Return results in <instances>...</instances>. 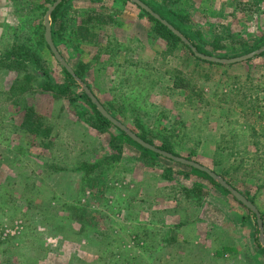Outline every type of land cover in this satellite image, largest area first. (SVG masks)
<instances>
[{
	"label": "rangeland",
	"instance_id": "374dc122",
	"mask_svg": "<svg viewBox=\"0 0 264 264\" xmlns=\"http://www.w3.org/2000/svg\"><path fill=\"white\" fill-rule=\"evenodd\" d=\"M57 1L0 0V264H264V234L232 196L185 165L147 158L93 129L89 106L75 98L83 95L80 83L72 86L75 95L46 90L47 81H66L64 67L42 42ZM145 1L179 15L177 24L204 55L231 60L264 48V0ZM90 17H96L88 26L95 37L82 43L77 30ZM59 22L52 26L55 46L75 73L85 70L83 84L110 115L249 193L264 218V155L256 150L264 149L263 53L230 66L198 61L183 45L168 52L153 24L126 0H67ZM17 26L16 36L7 34ZM246 45L256 49L244 52ZM27 48L31 53L24 55ZM175 70L191 81V90L166 86ZM28 105L53 127L50 138L22 127ZM111 133L119 135L116 128ZM83 163L92 183H71V173L57 172H75ZM119 181L127 185L117 191ZM87 184L99 189V203L98 196L91 202L99 213L79 210ZM169 201L200 221L202 257L192 250L190 262L178 259L172 241L193 233L164 230L160 208ZM124 208L129 212L120 221L116 211ZM153 222L156 228L147 230ZM138 235L145 244L130 249Z\"/></svg>",
	"mask_w": 264,
	"mask_h": 264
},
{
	"label": "trees",
	"instance_id": "16d2710c",
	"mask_svg": "<svg viewBox=\"0 0 264 264\" xmlns=\"http://www.w3.org/2000/svg\"><path fill=\"white\" fill-rule=\"evenodd\" d=\"M67 0L63 1L52 13L51 15V22H52V26L54 24H58L60 23V19L62 17V11L65 8V3ZM128 1V0H126ZM143 1L145 5H147L154 13L158 14L159 17L168 22L170 25H172L176 30L180 31L182 33V35H184V37L190 42L192 47H195L198 52L200 53H204L202 48L197 45L196 43H194L193 39L187 35L183 29L180 27V25L177 24L178 20H181V17L179 15H177L176 13H173L172 11H165L164 9L161 8V6H159V8L155 7L152 3H149L145 0H140ZM157 6V5H156ZM140 11L142 12V14L144 16H146L148 18V20L153 24V31H154V35L157 36L159 39L164 40L167 42L168 45V52H173L176 51L179 45H183L186 48L189 49V51L191 52V54L193 55V57L195 59H197L198 61L204 62V63H208L211 65H221V64H216V63H211V62H207V61H203L201 59H199L198 57L195 56V54L193 53L192 49L189 48V46L184 43L181 38H179L173 31H171L166 25H164L160 20L156 19L154 16H152L150 13H148L147 11H145L144 9H142L141 7L137 6ZM96 19V17H90L87 20H84L81 22V25L79 27V29L77 30V37L78 39L82 42V43H86V42H91V40L95 37L94 33L90 32V29L88 28L89 24H91L94 20ZM21 25V24H20ZM19 25V26H20ZM13 30H14V34H13ZM19 27H10L9 30H7V34L9 35H15L19 32ZM46 30V28H45ZM52 35H57V31L54 29V27H52ZM42 42L44 45H46L47 47L48 44L46 42L45 36H42ZM264 46V45H263ZM14 48V47H13ZM245 50L244 52H248L250 50H254L256 49V47L253 46H245ZM19 51H23L22 49ZM30 48H27L25 52H23L24 55H28L31 52ZM30 52V53H29ZM15 55V53L11 50V52L8 55V58ZM262 57L264 56V53L261 55ZM33 63L37 64V59L32 60ZM253 61V59L249 60L248 62ZM84 67H87L84 65ZM64 73L66 75V81H65V85L63 86H59V85H52L50 83V81H47L46 83V90L49 91H54L56 92L59 96L63 97V96H67V95H71L75 93L72 91V86H80L79 82L77 81L76 78L80 79L82 82H84L83 77L85 76V70L83 69H79L78 71H76L75 76L71 75L65 68H64ZM84 73V75H83ZM172 77L174 78V86L177 89H192V85L191 82L189 80H187V78L184 77L183 74H181L180 71L175 70L172 73ZM89 89H91L89 86H87ZM75 98L81 99L85 104H87L89 106L90 109V115L88 114L87 117V123L90 124V126L93 129L99 130L100 132L103 133H110L113 140H116L118 142L121 143H125V144H131L133 147L137 148L138 150H140L142 152V154L145 157H150L153 160L158 159V158H162L161 155H159L158 153H155L147 148H144L142 145H140L139 143L133 141L126 133H124L123 131H121L119 128H117L116 126L113 125V123L111 121H109L108 119H106L97 109V106L95 104L92 103L90 97L88 96V94L84 91L83 89V95H81L80 97L75 95ZM44 117H42L41 115H39L37 113V111L35 110V108L33 106H27L26 107V113H25V117H24V121L22 124V127L28 131L29 135L35 136V137H39L41 139H48L51 137L52 131H53V127H51L50 125H48L47 121H44ZM112 128H116L117 132L119 133V135H113L111 133V129ZM147 134V133H146ZM142 140H144L147 143H150L151 145H154L153 142H151L148 139V136L145 135L144 133H139L137 134ZM155 146V145H154ZM158 149L171 153L174 156L179 157L178 154H176L173 150V148L171 147V145H168L167 143H163L161 146H156ZM258 152H263L264 155V149L262 151V149H257V153ZM164 159V158H163ZM170 160V159H169ZM191 161V159H188ZM264 160V159H263ZM188 168L191 169V172L194 175H197L198 177L204 178L209 180L216 188H218L219 190L225 192L227 195H230V193L224 189L220 184H218L215 180H213L207 173H204L198 169H195L193 167H189L186 166ZM224 179L226 180V182L228 184H231L234 188H236L231 181L227 180L225 177ZM237 189V188H236ZM248 199H250L253 202V198L250 196L249 193H243ZM234 198V197H233ZM237 201V200H235ZM238 202V201H237ZM239 203V202H238ZM241 204V203H239ZM242 205V204H241ZM263 218V216H262ZM264 219V218H263ZM261 253L262 256L264 257V250L261 249Z\"/></svg>",
	"mask_w": 264,
	"mask_h": 264
},
{
	"label": "crops",
	"instance_id": "0c3cea01",
	"mask_svg": "<svg viewBox=\"0 0 264 264\" xmlns=\"http://www.w3.org/2000/svg\"><path fill=\"white\" fill-rule=\"evenodd\" d=\"M128 1H130V2H132V3H134L133 1H131V0H128ZM143 2V1H142ZM144 3V2H143ZM136 5V4H135ZM138 6V5H137ZM247 62V61H246ZM243 63V62H242ZM237 64H240V63H237ZM234 65H236V64H234ZM231 66V65H230ZM170 71V70H169ZM167 72L168 71H165V72H162L163 74H164V76L167 74ZM185 78H186V76H184ZM170 78V77H169ZM144 80V79H143ZM164 81H165V79H163ZM187 80H189L188 78H187ZM190 81V80H189ZM191 82V81H190ZM171 83H173V84H171ZM174 83H175V81H174V78H171V79H168V82L167 83H165V84H167L166 86H168L169 88H171V89H174V90H176V91H181V90H185V89H177V88H175V86H174ZM163 84H164V82H163ZM171 84V85H170ZM192 84V83H191ZM160 87V86H159ZM158 87V88H159ZM157 88V92H158V89ZM156 93H154V95H155ZM119 121V120H118ZM124 125V124H123ZM126 126V125H125ZM127 127V126H126ZM128 128V127H127ZM129 129V128H128ZM132 131V130H131ZM132 132H134V131H132ZM135 134H139L138 132L136 133V132H134ZM125 145H127V144H124L123 146H125ZM131 145V144H130ZM257 149H259V148H257ZM256 149V150H257ZM260 149H263V148H260ZM180 157V156H179ZM193 161V160H192ZM194 162H196V161H194ZM196 163H198V162H196ZM200 164V163H199ZM84 166H85V163H83L82 164V166L80 167V169L79 170H76L75 172H74V170L72 169V167H71V169H67V171L66 170H64V171H62V170H58L57 172L59 173H65L66 175H67V173H71V174H69L70 176H69V178H72V180H71V183H74L78 178H80V180H82V181H84L85 182V180L86 181H88V183H92V180L93 179H91V177H90V175H88L87 176V172L85 173L84 171V169H86V167L84 168ZM62 171V172H61ZM81 173H82V175H81ZM217 174V173H216ZM195 176H197V175H195ZM126 181H128V182H130L131 183V181H129L128 179H126ZM226 181V180H225ZM129 183V184H130ZM123 184L124 185H127L126 184V182L124 183L123 181H119L118 183H117V187H115L116 189L115 190H117V191H119V189H123ZM90 185V184H89ZM88 184H87V187L85 188V186H83L82 187V191H81V193H80V199H79V210L82 212V213H84L83 215H89V214H92L93 212H100V208L99 209H96V206L95 205H93V204H91V202L93 201L92 199H94V198H96L97 196H94V193L95 192H97L96 190H99V189H95L94 187H90ZM231 185V184H230ZM71 187H72V185H70ZM232 186V185H231ZM233 187V186H232ZM234 188V187H233ZM132 189V188H131ZM135 189H136V186H134V189L131 191V192H134L135 191ZM225 189V188H224ZM234 189H236V188H234ZM126 190H128L127 188H126ZM238 192H240L244 197H246L244 194H243V192H241V191H239L238 189H236ZM121 192H123V194H124V196H125V194L128 192V191H125V190H122ZM229 192V191H228ZM130 193V192H129ZM230 196H232L231 195V193H230ZM99 197H101V194H99V196H98V199H97V201H98V203H99ZM233 197V196H232ZM107 198H108V195H107ZM247 198V197H246ZM234 200H236L235 198H233ZM248 199V198H247ZM248 200H250V199H248ZM108 201V200H107ZM238 201V200H237ZM236 201V202H237ZM251 201V200H250ZM114 202H115V200H114ZM114 202H111V204L110 205H112L113 206V204H114ZM239 202V201H238ZM252 202V201H251ZM240 203V202H239ZM253 204H254V202H252ZM242 204V203H241ZM240 204V205H241ZM76 205H77V203H76ZM255 205V204H254ZM52 206H53V202H52ZM78 206V205H77ZM242 206L244 207V208H246L243 204H242ZM256 206V205H255ZM177 208V209H176ZM257 208V207H256ZM112 209V211H114L115 212V210H114V208L112 207L111 208ZM247 210H248V212H250V214H252V216H254L255 218H256V223H257V228H258V230H259V232H260V228H259V226H258V219H257V217H256V215L252 212V211H250L248 208H246ZM258 209V208H257ZM152 210H155V208H152ZM160 212L162 213V220H163V228H164V230H166V229H170V228H173V229H177V231H178V233H179V235H180V233L182 234V230H186V231H190V232H192L193 233V236L191 237V238H185V237H183L182 235L179 237L178 236V238L177 239H175V240H173L172 241V243L173 242H177L178 243V246H179V248L180 249H178L177 250V252H178V255H177V257H178V259L179 258H181L180 259V261L181 262H190V258H191V256H192V250H196V253H194L195 254V256L198 254L200 257H202V252H200L199 253V251H201V250H203V248H201L202 246V244L205 242V240L203 241L202 240V233H201V226H199L198 227V223L200 222V221H198V223H197V221H193V220H189L188 218H186L185 216H187L188 215V213L187 212H185V211H180V207L178 206V205H175V203H172V202H166V205H163V206H161V208H160ZM259 211V210H258ZM119 215H120V221H122V219L124 220V214H127L129 211H128V209H119L118 211H116ZM261 217V216H260ZM118 219V218H117ZM261 219H262V221L264 220L262 217H261ZM119 221V222H120ZM124 221H126V220H124ZM127 222H129V221H127ZM172 224V225H171ZM21 226V225H20ZM155 226H157V224H155L154 222L152 223V225H148L147 226V230H151L152 228H156ZM178 227V228H177ZM263 227H264V221H263ZM185 231V232H186ZM261 233V232H260ZM134 239H135V242H131V246H129L130 247V249H137V247H138V243H141L142 242V245H144L145 244V242H144V240L142 239V238H140V235H138V238L137 237H134ZM164 239H165V237L163 238V241H164ZM259 241H261V240H259ZM260 244H259V246H260V252H261V249H263L264 250V246H263V244H262V241L261 242H259ZM198 246H200V248L198 247ZM199 250V251H198ZM209 254H210V256L211 257H213L214 256V254H213V252L212 251H209ZM182 256V257H181Z\"/></svg>",
	"mask_w": 264,
	"mask_h": 264
},
{
	"label": "water",
	"instance_id": "95a60500",
	"mask_svg": "<svg viewBox=\"0 0 264 264\" xmlns=\"http://www.w3.org/2000/svg\"><path fill=\"white\" fill-rule=\"evenodd\" d=\"M133 1L136 5L150 13L152 16H154L156 19L160 20L164 25H166L171 31H173L181 40L186 43L193 51L196 57L203 61L211 62V63H216V64H222V65H233L237 63H242L249 61L250 59H253L262 53H264V48L260 49L258 51H255L249 55H246L244 57H239L231 60H225V59H219L211 56L204 55L200 52L195 47H192L190 42L182 35V33L178 30H176L172 25H170L168 22L162 20L158 14L154 13L147 5H145L142 1L140 0H131ZM63 2V0H58L48 11L46 18H45V39L46 42L52 51L53 55L55 56L56 60L73 76H75V72L71 69V67L68 65V63L64 60L60 52L58 51L57 47L55 46V43L53 41V36H52V24H51V15L54 12V10ZM77 81L82 85L84 91L88 94L90 97L91 101L93 104L97 106L98 111L109 121L113 123L114 126L119 128L121 131L126 133L133 141L139 143L142 145L144 148H147L155 153H158L164 158L173 160L175 162H178L182 165L193 167L195 169H198L204 173H207L213 180H215L218 184H220L223 188H225L231 195L238 200L240 203H242L246 208H248L250 211H252L257 219H258V226L260 228L261 235L264 234V227H263V221L260 217V213L256 206L248 200L246 197H244L240 192H238L236 189H234L230 184H228L222 177H220L218 174L215 172L211 171L207 167L196 163L194 161H190L188 159L182 158V157H177L174 156L171 153L162 151L158 149L156 146L151 145L150 143L145 142L142 140L137 134L132 132L130 129H128L125 125H123L120 121L115 119L110 113L105 109V107L99 102L97 97L92 93V91L85 85L83 82L76 78ZM262 244L264 246V240H262Z\"/></svg>",
	"mask_w": 264,
	"mask_h": 264
}]
</instances>
